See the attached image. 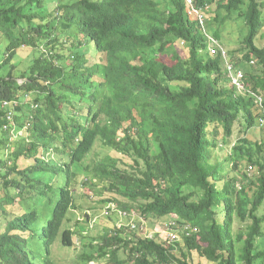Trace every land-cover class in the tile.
<instances>
[{
  "label": "trees",
  "instance_id": "trees-1",
  "mask_svg": "<svg viewBox=\"0 0 264 264\" xmlns=\"http://www.w3.org/2000/svg\"><path fill=\"white\" fill-rule=\"evenodd\" d=\"M263 11L264 0H0V264H55L33 242L51 253L61 232L64 247L84 243L78 264H264V140L249 138L264 131ZM236 16L248 31L232 50L220 27ZM252 60L260 72L245 70ZM237 131L230 157L248 183L211 162ZM98 144L129 168L93 159ZM81 183H100L117 209L96 238L79 220L62 231ZM125 212L156 225L151 236L118 228ZM169 221L177 238L165 240Z\"/></svg>",
  "mask_w": 264,
  "mask_h": 264
},
{
  "label": "rangeland",
  "instance_id": "rangeland-1",
  "mask_svg": "<svg viewBox=\"0 0 264 264\" xmlns=\"http://www.w3.org/2000/svg\"><path fill=\"white\" fill-rule=\"evenodd\" d=\"M214 9L217 8L216 4L213 6ZM263 16H264V11H263ZM231 22H234V25L231 26L226 24H229ZM224 26L220 27V30H224L223 37L226 39L227 37V43L229 44V49H237L238 44L243 40L245 35L247 34L248 28L245 24V20L243 17H238L236 16L234 20H230L227 22ZM230 34V35H229ZM218 40H212L210 39V48H214L218 44ZM221 42V41H220ZM256 44L259 47L264 46V30L260 33V40H256ZM227 50L228 55L230 56V59H232L233 51ZM25 57V54H21V57L17 59V61L22 60V58ZM164 62L170 63V60L168 58L163 59ZM30 60L27 58L23 59V65L21 67L27 66ZM246 69H251L252 73H257L261 71V68L259 65L252 66L247 65ZM7 67H5L3 70L0 71V77L6 74ZM261 129L254 130L252 134L249 135L250 141L256 142V141H262L264 140V131L263 128L260 127ZM238 132L235 133V136L231 139V141L227 145H222L221 146V151H218L212 155V160L211 162L215 163L218 160V165L222 164L223 167V172L228 174L230 177H237L239 181L242 183H248V180L241 174V170L244 172L246 171L245 167H240L236 169L235 165L233 164V161L230 157L231 155V149L232 145L236 143L238 140ZM231 145V146H230ZM92 157L95 160H101L105 158L108 155H112L115 158H121L123 161L120 164V168H129V164H131V161L128 158L122 157L121 154L109 149L108 147H104L101 144H98L97 148L93 151ZM85 176L81 177V180ZM82 183L76 188L75 190V209H73L72 213L70 212L67 221H65L63 230L65 229H79V225L81 222H83L84 227L86 228L85 232L88 234L87 237L89 238H96L97 236L101 235L104 232V228H108L111 223H115L113 220H109L107 215V210L110 206L113 207V205L110 204H104L102 202L104 199H107L108 197L111 196L110 193H105L104 190H102V187L100 183L95 184L94 186H87V187H82ZM191 190L190 192H192ZM3 195V193H0ZM120 198V197H119ZM122 202V201H121ZM117 211V209L115 210ZM87 213V216H85L84 219H82V215H85ZM260 214H264V211L262 210ZM133 215H128L127 217H119L118 220V227H125L128 226L131 222H134ZM79 218V219H78ZM79 220V222H78ZM109 221V222H108ZM240 226V223L237 222L235 230L237 231L238 227ZM156 225H149L147 228L145 227V232L147 235L151 236V233H148V229L151 231L154 229ZM128 228V227H125ZM155 230V229H154ZM158 231L160 232L161 236L163 239H172L173 236V230H169L168 226L166 224H162L160 227H158ZM39 234L37 233L36 236L37 238L33 242V250L35 252V255L38 258H41V256H48L50 260L55 263V264H78V258L82 251L84 250V243H80V236H75V242L76 244L72 248L64 247L61 243V237H62V232L57 238L55 244L52 247L51 253H47L42 241L39 239ZM86 242V240H85ZM119 257L121 260L127 259V253L125 250H121L119 253ZM197 259V258H196Z\"/></svg>",
  "mask_w": 264,
  "mask_h": 264
},
{
  "label": "built area",
  "instance_id": "built-area-1",
  "mask_svg": "<svg viewBox=\"0 0 264 264\" xmlns=\"http://www.w3.org/2000/svg\"><path fill=\"white\" fill-rule=\"evenodd\" d=\"M189 2L191 3V1H189ZM210 52H211V55H212V56H217V55H218V50H217V48H212V49H210ZM250 65L255 66V65H256V64H255V61L252 60ZM228 70H229L230 75H232V77H234V80H235L236 82H242V80H243V78H244V73H243V71H241V70L236 71V70L234 69V67L231 66V65L228 66ZM233 74H234V75H233ZM171 225H174V222H173V221H169V222H168V224H167L168 229H171ZM131 227H132L133 229H140V231L144 232L145 234H146V232H147V231L145 232V227L147 228V223L144 222V221H142L139 225H137V224H135V223H132V224H131ZM157 230H158V229H157ZM171 230H172V229H171ZM174 235H175V234H174ZM176 238H177V236L175 235V236H173L172 239H176ZM166 240H167V239H166Z\"/></svg>",
  "mask_w": 264,
  "mask_h": 264
},
{
  "label": "clouds",
  "instance_id": "clouds-1",
  "mask_svg": "<svg viewBox=\"0 0 264 264\" xmlns=\"http://www.w3.org/2000/svg\"><path fill=\"white\" fill-rule=\"evenodd\" d=\"M187 1V4L188 5H190L191 7L193 6V3H194V0H186ZM189 1H191V3L189 2ZM192 12H197V10H193ZM204 19V18H203ZM202 19V20H203ZM183 44H184V42H183ZM217 47H219L218 46V44L216 45ZM210 49H212V48H210ZM210 51V50H209ZM211 53V52H210ZM210 56H212L211 54H210ZM212 57H214V56H212ZM109 208H111V209H113L114 211H115V208L114 207H112V206H110ZM120 215V217H127L128 215H133L134 217H133V219H134V222H131L130 221V224H128V226H125V227H130L131 226V224L132 223H135V224H137V225H139L142 221H144L143 219H141L139 216H137V215H134V214H131V213H129V212H125V213H120L119 214ZM145 222V221H144ZM118 228H120V229H124V227H118ZM132 228V227H131ZM92 264H93V262H92Z\"/></svg>",
  "mask_w": 264,
  "mask_h": 264
}]
</instances>
